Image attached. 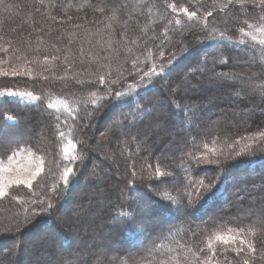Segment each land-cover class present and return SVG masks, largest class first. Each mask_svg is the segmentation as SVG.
Listing matches in <instances>:
<instances>
[{
  "label": "trees",
  "instance_id": "1",
  "mask_svg": "<svg viewBox=\"0 0 264 264\" xmlns=\"http://www.w3.org/2000/svg\"><path fill=\"white\" fill-rule=\"evenodd\" d=\"M150 1L0 0V159L23 147L43 162L30 186H12L0 198V264H34L35 256V264H264V62L256 57L264 44L242 35L264 20V3ZM219 3L237 20L210 25ZM235 5L243 17L232 13ZM185 24L195 32L179 34ZM163 36L173 47L165 49ZM137 59L142 65L133 68ZM183 77L198 91L182 86ZM112 79L117 90L103 98L101 82ZM7 91L34 100L2 97ZM224 92L230 97L222 99ZM257 96L260 111L250 115ZM199 100L215 111L197 112L191 105ZM103 117L123 174L109 177L112 187L85 180L93 173L88 131ZM164 147L174 154L164 156ZM85 183L93 189L80 195V216L87 224L99 213L94 236L63 215ZM85 240L105 241L103 254L77 255L74 245ZM55 243L72 252L56 257Z\"/></svg>",
  "mask_w": 264,
  "mask_h": 264
},
{
  "label": "rangeland",
  "instance_id": "2",
  "mask_svg": "<svg viewBox=\"0 0 264 264\" xmlns=\"http://www.w3.org/2000/svg\"><path fill=\"white\" fill-rule=\"evenodd\" d=\"M155 1H158V0H155ZM188 1L189 0H184L182 2L187 3ZM205 1H207V0H205ZM209 1L210 0H208V2ZM160 2L162 3L163 6H165V5L173 6V3L178 4L174 0H160ZM190 2L194 3V4L198 3L197 7H202L204 5V3H205V2H203V0H201V1L200 0H190ZM212 2L214 3L215 1H212ZM150 3L152 4L153 0H151ZM217 7H218V11L213 14V17H211V19H210V17L207 18V22L210 25H211L213 20L216 22L220 18L225 19V20H223V23L226 22V21L234 22L235 20H237V19H235L236 16H233V17L230 16L231 14H229V13H230L231 10L229 9L227 11L226 7L221 5V3H219V6H217ZM233 8L234 9H232L233 10L232 13L235 11L238 18H241V17L244 16V13H243V11H241L242 8L240 6L235 5V6H233ZM262 15L264 16V12L262 13ZM150 23H152V22H150ZM171 23H172V19H167V22L163 26V28H165L166 30H169L168 31L169 38L171 37V30L169 29V27L171 26ZM205 23H206V20L202 22V24H205ZM185 25L186 26H183V28L181 29V32L179 34L182 33L184 35L187 32H191V31L195 32V30H196V28H194V27H196L195 24H189V25L185 24ZM262 25H264V20H262V22L257 24V25L253 24V25L249 26L246 30L242 31L243 37L245 39H248L251 42L255 41V42L264 44V28L263 27H257V26H262ZM177 33H178V31H177ZM164 40L167 41L168 38L163 36V40L162 41L164 42ZM139 42H141V41H138L137 44H134V46L136 47L137 45H139ZM172 42L173 41H171V43ZM179 42L180 41L177 40V42H175V43L179 44ZM159 44L162 45V42L161 43L159 42ZM164 46H165V49L167 48V46H169L168 48L173 47V45H170V43H169V45L165 43ZM256 57H258V59L260 61L264 62V54H260V55H258ZM147 58H149V55L147 56ZM140 59L139 60L137 59L133 63V65H132L133 68H136V67H139L140 65H142L143 60L140 61ZM220 63H221V61H220ZM240 63L243 66V68H245V69H248L252 65L251 64V60H250L249 57H248V59H246V60L244 59ZM22 65H23V63H22ZM22 65H21V68L18 69L20 72H23L25 69H28L27 66H22ZM153 67H154V65L152 66V68ZM212 68L213 67L210 66L208 69L211 70ZM161 69H162V67H161ZM245 72H248L249 73L248 75H250V71L249 70H246ZM149 73L152 74L153 72L151 73V71H150ZM237 75L239 77H241L239 79V82L241 83V79L244 78L243 74L241 75L238 72ZM198 81H200V80H198ZM208 81H210V80H208ZM119 82L120 81L114 82L113 79L110 80V81L102 80L101 83L103 84V89L105 87V89H104V91L102 93V95H103L102 97L106 98L108 96H112L113 93L117 90V86L119 85ZM209 83H212V82H209ZM181 84H182V86L189 87L190 89L193 90V92L198 91V89H199L198 88V84L190 85L191 82L189 81V78H187V77H183L181 79ZM237 87L243 88V84L241 83ZM173 88H171V89H169V91H167L168 92L167 95H169V97H171V98H172L171 95H172ZM220 95H221L222 99H226V98L230 97L228 92H224V93H222ZM247 95L251 96L249 93ZM3 96H5V97L8 96V98L10 97V99L13 98V99L23 100L25 102H30V101L34 100V97L32 95H30L28 93H23V92L7 91V92H4L2 94V97ZM202 97H203V95H202ZM259 98L260 97L257 96L256 100H255L257 102L254 103V105H252L250 107V115L260 111L259 107H260V102L261 101H260ZM207 99L208 98L205 97L203 100L205 102H208ZM203 100H202V102H200L201 100H199L198 104L191 105L192 108L195 109L197 112L198 111H203V112L207 111L208 113H213V111H215V110L208 109V107L203 104V102H204ZM218 110L229 112V113H231V112L234 113V109L228 108L226 106H221V107H219ZM142 115H143V113L139 112L138 117L142 116ZM109 123L110 122H108V118L106 120V117L105 118L103 117L102 118V123L100 125H97L98 129L94 130L93 132L91 130L88 131V135H89L88 139H90L92 137V135H93V140L94 141L93 142L91 141L90 143H87V145H85V146L87 147V151H88V156L87 157H89L88 159H89V162L91 163L90 171L93 172L95 175L93 173L89 174V175H87L85 177V180L87 181L89 178L94 179V180H106L107 184L112 187V186H114V182L111 181V179L109 177L113 176V177L117 178L116 180H120V178L122 177L123 174H122V167H121L120 160H119L120 157H119V155H117L118 149L115 147V144H113V143H110V144L108 143L107 144V141H106L105 136L103 134V132H104L103 129H105V127H107ZM180 125H181V123L180 122L177 123V121H176L174 127L177 129V131H182V128L180 127ZM164 127H166V126H164ZM164 127H161V128H158V129H154V130L151 128V131H152V133H154L155 131L156 132L163 131ZM30 131H31V129L27 130V132H30ZM121 134H122L121 132L118 133L119 136H121ZM172 135H173V133L170 132L165 137H167L169 139V138L172 137ZM25 136H27V134H25ZM2 139H4L3 136H2V138H0V141ZM141 143H142V145H145L144 142H141ZM155 146H156V144L155 145H149L148 146L149 150L152 152V150L154 149ZM120 149L122 150V147H120ZM67 150H68V152H70L69 147L67 148ZM163 152H164L163 153L164 156H170V155L172 156L174 154L172 149L165 148V147L163 148ZM96 157L99 158L98 161L96 160ZM0 166H5L8 169L6 172L0 173V191H2V193H3L2 195H0V198L3 197L7 193L9 188H11L12 186H17V185L30 186L34 182V180L40 174H42V172H43V162H42L41 158H39L38 156L34 155L30 150H27V149H25L23 147H20L17 150H15L6 159H0ZM102 174H105V175L102 176ZM158 175H160V174H158ZM163 178L168 180L167 183H168V185L170 187L174 186L175 183H176V181L174 179L170 180V177L168 175H164ZM101 187L98 188L99 192H100ZM91 189H93V187L91 185H87V183H85V185L81 189L73 191L72 193H73L74 202H71L68 205L66 214H63V215H65L66 219L71 220V224L73 225V227L77 226L78 227L77 229H82L81 235H85V236L86 235L94 236V234L97 233V228L102 225V222H99V223L95 222L97 220V217H99V213L98 212L97 213L94 212L92 214L93 216L95 215V220H92L93 223H92V221H89L87 224H84L83 221L81 220V218H82L80 216L81 209H80V205H79V201H80V198H81L80 195L82 193H84V192H88L89 193L91 191ZM158 191L159 190H156L154 192L155 193L157 192L159 194L160 191L159 192ZM101 197L104 198L105 195H101ZM92 201H93V199L91 198V195H89V197L86 200V204L90 206V205L93 204ZM82 207L84 208V206H81V208ZM83 208H82L83 211L87 210V208H84V209ZM67 216H69V218H67ZM94 223L95 224L97 223V226H95V228L92 226V224H94ZM38 239H41V238H38ZM25 242L27 243L26 240H25ZM104 242L105 241H103V242L101 241L100 242V241H95V240H92V241L91 240H85L83 242V244H80L81 243V241H80V243L75 244L74 246L76 248V251L78 249H80L81 252H79V254H77V255H80V256L84 255L85 252L89 253V254L91 253V254L102 255L103 252H104V249H105V248L103 249V247L105 246ZM94 244H96V245L94 246ZM10 245H11V243H10ZM13 245L14 244H12L11 246H13ZM57 246L58 245L55 243V246H54L55 250L53 249V251H55V256L56 257H60V258L61 257H65L66 255H68L69 253L72 252L71 250L59 251ZM0 251H1V249H0ZM31 261L32 262L34 261V264H35L36 261H37L36 256L32 257ZM42 263L45 264V262H42Z\"/></svg>",
  "mask_w": 264,
  "mask_h": 264
},
{
  "label": "snow or ice",
  "instance_id": "3",
  "mask_svg": "<svg viewBox=\"0 0 264 264\" xmlns=\"http://www.w3.org/2000/svg\"><path fill=\"white\" fill-rule=\"evenodd\" d=\"M262 3H264V0H262ZM8 169H7V167H5V166H0V173H4V172H6ZM3 193H2V191H0V195H2ZM221 239H223L222 237H221ZM225 243H227V240H225ZM241 245H243L244 244V241L243 240H241ZM249 249L250 250H252V251H254V249L252 248V246L251 245H249ZM236 252H237V254H239L240 252H242L244 249H243V247H239V248H236V249H234ZM245 264H247V261H245Z\"/></svg>",
  "mask_w": 264,
  "mask_h": 264
}]
</instances>
